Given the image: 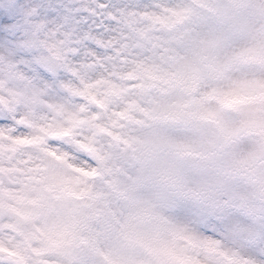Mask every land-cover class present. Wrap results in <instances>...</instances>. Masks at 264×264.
<instances>
[{
  "label": "clouds",
  "instance_id": "1",
  "mask_svg": "<svg viewBox=\"0 0 264 264\" xmlns=\"http://www.w3.org/2000/svg\"><path fill=\"white\" fill-rule=\"evenodd\" d=\"M0 264H264V0H0Z\"/></svg>",
  "mask_w": 264,
  "mask_h": 264
}]
</instances>
